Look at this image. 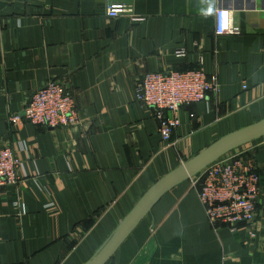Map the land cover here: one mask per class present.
<instances>
[{"label": "crops", "instance_id": "0c3cea01", "mask_svg": "<svg viewBox=\"0 0 264 264\" xmlns=\"http://www.w3.org/2000/svg\"><path fill=\"white\" fill-rule=\"evenodd\" d=\"M108 3L132 15L107 16ZM217 7L237 33L217 35ZM196 68L219 91L183 105L165 145L135 87L147 72ZM51 79L72 94L79 125L23 118ZM262 119L264 0H0V146L22 163L19 182L0 186V264H85L159 179ZM227 155L260 177L253 236L210 224L192 185L200 171L160 196L105 264H264V136Z\"/></svg>", "mask_w": 264, "mask_h": 264}, {"label": "built area", "instance_id": "2783aa9c", "mask_svg": "<svg viewBox=\"0 0 264 264\" xmlns=\"http://www.w3.org/2000/svg\"><path fill=\"white\" fill-rule=\"evenodd\" d=\"M105 13L109 17L132 15V8L125 4L108 3L105 5ZM227 14L221 7L215 10L217 35L238 32ZM173 55L184 58L187 49L177 47ZM199 60L202 61L201 56ZM218 91L216 78L208 76L202 68L170 69L144 74L135 87L134 98L141 107L151 109L158 123L161 142L173 145L171 137L179 125V109L183 105L204 100L208 93ZM23 118L45 128H69L81 122L72 94L54 79L30 95L23 108ZM8 120L17 126L21 116L10 115ZM21 164L9 145L0 146V186L19 182ZM192 185L199 187V199L210 224L230 228L238 224L246 225L249 228L248 234L254 235L251 228L257 212L260 177L252 162L238 155L222 156L205 167L192 180Z\"/></svg>", "mask_w": 264, "mask_h": 264}, {"label": "water", "instance_id": "95a60500", "mask_svg": "<svg viewBox=\"0 0 264 264\" xmlns=\"http://www.w3.org/2000/svg\"><path fill=\"white\" fill-rule=\"evenodd\" d=\"M264 136V119L230 133L159 179L138 201L103 247L85 264H105L156 200L177 183L188 179L234 148Z\"/></svg>", "mask_w": 264, "mask_h": 264}, {"label": "clouds", "instance_id": "9594fccd", "mask_svg": "<svg viewBox=\"0 0 264 264\" xmlns=\"http://www.w3.org/2000/svg\"><path fill=\"white\" fill-rule=\"evenodd\" d=\"M214 8H213V5L212 4H208L207 8H206V11H205V15L207 14H211L213 12Z\"/></svg>", "mask_w": 264, "mask_h": 264}]
</instances>
